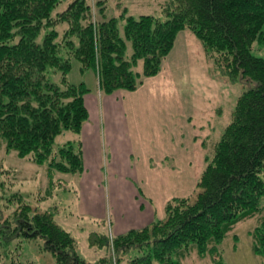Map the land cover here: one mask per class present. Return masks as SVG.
I'll list each match as a JSON object with an SVG mask.
<instances>
[{"label": "trees", "instance_id": "1", "mask_svg": "<svg viewBox=\"0 0 264 264\" xmlns=\"http://www.w3.org/2000/svg\"><path fill=\"white\" fill-rule=\"evenodd\" d=\"M61 1L0 0V147L3 142L50 170L82 173L80 140L54 149L59 134H78L89 119L85 98L90 89L68 79L72 58L80 62L82 73H97L105 95L133 92L146 78L160 74L179 34L191 31L206 54L217 53L218 67L252 85L239 97L221 138L212 143L214 153L205 156L194 191L171 198L163 218L107 236L106 242L115 264H180L193 250L199 258L221 264L219 245L239 222L257 217L250 234L254 253L264 258V57L252 52L254 43L264 47V0H170L163 9L165 19L127 16L124 37L117 18L93 19L87 0H73L52 16ZM59 23H67L61 34L55 27ZM126 39L133 46L129 58ZM19 204L22 208L8 220L2 239L0 233L2 244L16 235L43 237L57 264H92L80 256L76 239L52 212L33 213L31 206Z\"/></svg>", "mask_w": 264, "mask_h": 264}, {"label": "rangeland", "instance_id": "2", "mask_svg": "<svg viewBox=\"0 0 264 264\" xmlns=\"http://www.w3.org/2000/svg\"><path fill=\"white\" fill-rule=\"evenodd\" d=\"M72 1L62 0L52 11V16L64 11ZM87 2L92 7L93 19L96 21L117 18L118 27L124 37L127 16L139 18L141 15H153L165 19L163 9L170 0H104V2L87 0ZM55 27L61 34L64 29H67V23H59ZM47 30L49 29L47 28ZM47 30L41 32L39 41L43 40ZM187 32L190 34L188 45L191 54L189 83L191 97L194 100V114L190 124L199 135V139L195 141L198 162H196V168L190 171L192 181L190 180V185L188 181L186 182L188 186L183 189V194L194 191L195 178L193 180V177L197 172L198 176L202 173L207 164L204 161L205 156L210 155L209 158H211L214 153V151L212 152V143L221 138L233 119L239 97L252 85L241 77L231 78L228 74L229 69L224 68L223 71L222 67H218L216 62L214 63L217 53H213L212 57L206 54L204 46L197 36L191 31ZM126 42V57L129 58L133 53V46L131 40L126 39ZM252 52L257 56L264 57V47L258 43L253 44ZM222 56L220 59L224 58L225 60L224 55ZM72 65V70L68 74L69 81L74 84L85 83L92 91H96L97 73L94 70L82 73L81 64L75 58H72ZM140 68L141 64L138 66V69ZM54 79L60 80L61 74H55ZM98 94L105 95L99 90V87ZM177 105H168L167 113L177 111ZM75 134L70 130L59 134L55 138L54 149H58L68 141H74L72 138L75 137ZM1 144L0 221L5 220V225H0L2 227L0 229L1 239L6 234L5 231H8L6 229L8 220L15 219L16 213L22 208L19 201H23L31 206L33 213L52 212L56 223L69 231L76 239L78 252L86 261L92 264H105V259L106 264H115L112 259L113 251L109 243L106 242L107 236H117L110 233V218L112 216L101 219L100 216L93 217L82 214L79 182L85 172V165L82 173L50 170L47 164H38L29 158H22L14 149H7L3 142ZM160 215L162 216V214ZM154 220L146 221L147 223L139 220L136 225L144 227ZM257 224V217L237 224L235 230L230 232L219 245L221 264H264V258L254 253L253 238L250 234ZM91 233L95 235L92 236ZM96 234L100 236L101 240L104 238L105 241H100ZM45 246L46 240L43 237L16 235L7 243L2 244L0 241V264H18L20 262L24 264H57L56 258ZM179 261L180 264H217V261L212 258H199L194 250ZM118 264H126V262L120 261Z\"/></svg>", "mask_w": 264, "mask_h": 264}, {"label": "crops", "instance_id": "3", "mask_svg": "<svg viewBox=\"0 0 264 264\" xmlns=\"http://www.w3.org/2000/svg\"><path fill=\"white\" fill-rule=\"evenodd\" d=\"M189 35L179 34L160 74L137 91L100 96L97 86L86 95L89 119L72 138L81 141L84 156L80 206L84 215L112 216V235L163 218L171 198L192 193L183 194L198 162ZM172 104L177 111L167 113Z\"/></svg>", "mask_w": 264, "mask_h": 264}]
</instances>
